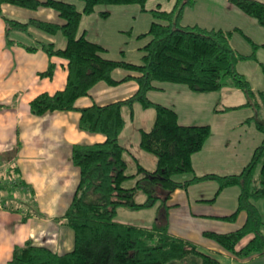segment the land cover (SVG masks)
<instances>
[{
  "label": "trees",
  "instance_id": "trees-1",
  "mask_svg": "<svg viewBox=\"0 0 264 264\" xmlns=\"http://www.w3.org/2000/svg\"><path fill=\"white\" fill-rule=\"evenodd\" d=\"M79 1L83 3L81 11L75 4L61 0H0V6L7 3L30 10L50 8L63 20L61 25L36 19L21 22L8 19L0 12L6 22L7 37L13 31L28 33L32 28L51 37L62 34L66 40L64 48H57L54 43H40L39 46L19 43L29 52L41 49L51 59L58 58L66 64L67 81L63 90L37 96L29 103L30 113L39 117L47 113L78 110L81 114L79 129L90 134H102L106 138L103 143L78 144L72 149L71 160L79 169L80 178L62 220L73 232V249L58 254L49 247L28 241L14 249L8 264H220L216 257L197 244L173 236L168 223V201L172 194L178 189H187L191 184L211 180L219 185L216 196L227 188H239L237 208L224 219L234 221L244 212L246 220L234 232H205L204 236L240 259L263 255L264 118L259 117V112L264 102V90H253L250 82L237 70L239 62L257 59L259 46L252 44V53L242 54L232 46L236 30L182 26L180 21L184 9L193 7L195 0H175L171 11L159 7L150 11L153 22L148 32L139 36L150 40L141 49L139 64L110 60L104 57L105 47L90 41L85 35L79 36L83 16L94 14L100 5H138L146 11L148 0ZM228 1L264 28V3L256 0ZM100 16L107 18L109 13L101 12ZM9 42L14 44L16 41ZM55 69L56 64L51 63L39 76L51 79ZM262 69L264 74V66ZM117 70H124L128 75L116 80L114 72ZM129 80H135L138 89L127 100L106 106L93 104L83 109L76 108V102L87 97L99 83L114 87ZM165 84L181 85L198 94L218 92L232 86L245 95L247 101L243 106L256 112L252 120L263 140L239 174L195 176L192 157L203 149L212 129L209 125H181L174 109L153 103L148 98L151 91L162 90L161 85ZM136 105L155 111L153 126L140 131L139 146L155 157L156 168L148 170L137 162L135 172L130 174L133 164L127 161L128 150L121 145L120 136L126 127L124 109H129L133 118ZM2 108L4 106L0 105V110ZM233 109L236 108L224 111ZM180 176L192 177L180 181ZM132 180L135 183L127 187V182ZM13 186L8 189L2 185L7 190L15 186L26 187L18 178ZM139 193L145 196L142 202L137 200ZM157 203L161 204L158 215L162 214L163 220L158 219L152 227L127 225L115 220L120 208L141 211L152 209ZM32 215L41 216L37 211ZM249 236L252 237L247 243L239 247Z\"/></svg>",
  "mask_w": 264,
  "mask_h": 264
},
{
  "label": "crops",
  "instance_id": "crops-1",
  "mask_svg": "<svg viewBox=\"0 0 264 264\" xmlns=\"http://www.w3.org/2000/svg\"><path fill=\"white\" fill-rule=\"evenodd\" d=\"M256 1L264 3V0ZM7 6L9 5L2 4L0 6V12L6 11L7 8H9ZM158 7L166 11L163 9L161 3L154 9ZM154 9L147 8L146 6V11H142L139 7L136 9V13L139 15H144L145 13L151 14L150 11ZM124 10L127 9H122V11ZM42 13L43 12H40L39 9L38 11L35 10L32 13V18H29V20L36 19L44 22L53 21L50 23L60 25L63 24V20L62 22H58L59 20L54 17H50L46 21L41 20L43 19L41 16ZM188 17L189 19L187 20ZM180 24L182 26H198L207 30H236L235 34H238L244 42L249 43L250 46H252V44L258 45L259 48L257 51L264 50V28L260 26L255 19L245 15L228 0H195L193 7H186L184 9ZM18 32L19 31H13L12 33L16 34ZM30 32L29 30L28 33L32 36V39L26 43H23L25 40H22V37L18 35L13 37V41L17 42H14V44L11 43L6 45L4 39L0 38V51L4 52L6 48L10 47L9 49L12 53V57H17L16 60L14 58L10 59L11 61L8 63L0 61V105L4 106V108L0 110V264H8L12 259L14 249L18 246H23L28 241L38 246L49 247L58 254H64L73 249L74 235L71 234L70 229L62 220V217L73 200L80 178L79 169L74 166L71 160L72 149L74 145H93L103 143L106 139L102 134H90L79 129L81 114L78 110L47 113L39 117L30 113L29 103L33 99L43 93L54 94L57 91L63 90L67 81L66 64L63 60L58 58L51 59L41 49L36 52H44L43 54L45 55L42 54L41 57L40 55L32 54V59H30L29 51L19 43L25 46H39L40 43L55 44V41H50L53 40V38L45 40V38L38 37L37 34H31ZM3 34L2 37H4ZM26 34L27 33H25V35ZM86 34V30L79 29V36H86ZM247 38L251 42H249ZM147 39L148 38H145L144 40ZM144 46L139 48V50ZM232 46L234 49L238 50L235 48L233 42ZM238 51L240 52V50ZM141 58L142 52L140 60ZM242 62L243 61L237 64V70L249 81L247 74L240 69V64ZM51 63L56 64L54 77L51 79L41 78L39 74L45 72ZM260 64L263 63L260 62ZM126 75L128 74L120 73L119 70L114 72V78L116 80H121ZM161 87L162 90L151 91L148 94V98L153 103L174 109L179 116V123L181 125H209L212 129V135L207 140L203 149L192 157L195 176L203 177L210 174L228 176L239 174L250 162L254 150L260 146L263 140V136L256 135L254 143L257 144H255V146L253 145L244 157L240 159L237 157L238 160L236 161H233L234 157L228 152L229 147L226 146V143L230 144L234 140L233 138H235V136L233 133H236L240 127L243 128L244 123H249L255 115L253 112L254 110L252 111L250 107L245 108L247 106H243L247 101L245 95L232 86H226L224 89L228 90V98H224L225 102L221 108L219 107V103H221L223 97L221 94L218 95L219 103H217L216 94L218 93L216 92L194 94L185 87H171L166 84L161 85ZM252 88L255 90L254 87ZM137 89L138 85L135 80H129L114 87L108 86L105 83H99L90 91L87 97L80 98L76 102V108L83 109L93 104L106 106L108 104L124 101L132 97ZM229 108H236L232 111L237 110V112L242 113L238 115V117H231L228 119L218 115H223L224 112H230L224 111ZM123 114L127 124L128 119L132 121L136 120L137 109L136 107L134 108L133 118L130 117L129 109H124ZM216 120H218V122H215ZM137 128L140 140L141 129H146L140 123ZM125 138L126 127L120 136V143L128 150L126 156L127 161L130 164L139 162L146 169L154 170L156 168V159H150L152 168H148L146 165L142 164L138 158L131 153L130 148L122 143ZM231 150L236 154L239 153L234 149ZM232 161L234 162L233 165H240V172H235L232 169L235 167L232 166ZM241 162L242 164H240ZM14 169H17V171L15 172ZM191 177L192 176L187 177L186 180L191 179ZM17 178L24 182L25 188L15 186V189L12 190H7V188L3 189L1 181L4 182L9 179L17 180ZM210 183H216L217 185L213 198H207L206 195H201V198H196L197 200L193 201L190 194L186 197L189 204L187 218L192 221H200L194 218L204 217L205 214H194L191 208L192 202L204 204V202H208L214 198L216 201L220 195L224 194L225 191L230 188L221 192L217 197L216 193L219 185L216 181L211 180L191 184L187 189H178L172 194L168 201L170 210L179 205L181 196L185 197L186 192L189 193L195 186ZM10 188L11 187L8 186V189ZM235 188L238 189L239 196V188ZM21 193L25 195L26 199H30L31 203L32 199L34 200L33 202L37 205L41 216L32 215L31 211L26 212L18 208V205L21 204L20 202H22L23 199L21 198ZM119 210L120 209H118L117 216ZM227 213L230 214L220 217H228L233 214L234 211ZM244 223L245 222L232 231L223 232L211 229L203 233L212 232L227 234L238 230ZM170 233L173 236L197 244L203 251L216 257L220 264H222L221 261L223 259L241 262L255 256H260L255 255L240 259L226 250L220 249L214 242L202 239V237L201 244H199L196 241L190 240L189 237L183 234L181 236L174 231H170ZM251 237L252 236H249L242 241L239 247L245 245Z\"/></svg>",
  "mask_w": 264,
  "mask_h": 264
},
{
  "label": "rangeland",
  "instance_id": "rangeland-1",
  "mask_svg": "<svg viewBox=\"0 0 264 264\" xmlns=\"http://www.w3.org/2000/svg\"><path fill=\"white\" fill-rule=\"evenodd\" d=\"M61 1H65L70 4H75L78 10L80 11L83 9V3L79 0H61ZM159 3L162 4L163 9L169 11L173 7L174 0H148L146 6L147 8L154 9L158 6ZM7 5H9L7 6L9 8H7L6 11L2 12V15L8 19H14L21 22H26L27 20H29V18H32V13L35 11V10L20 8L12 4H7ZM138 8H139L138 5H130V6L100 5L97 7L95 14L83 16L80 24V29L86 30L87 33L86 36L90 40L98 42V44L105 46L107 51L104 54V57L110 60H115V61L125 60V61H129L130 63L139 64L141 62L140 56L142 52L141 50H139V48L144 46L149 40V38L147 40H144L145 38H139V36L140 34H145L149 30L152 22V15L149 13L147 14L145 13L144 15L143 14L139 15L138 13H136L137 11L136 9ZM38 9L40 12L44 13V14L42 13L41 15L43 18L41 20L46 21L48 20V18L54 17L55 19L59 20L58 22H62V19L55 10L46 7H40ZM38 9L36 11H38ZM122 9H127V10L122 11ZM101 12L109 13V16L107 18H102L100 16ZM188 19L189 17L187 18V20ZM5 28H6V22L3 19V17L0 15V38L4 39L6 45L11 44L9 41L13 40V37L16 35L22 37V40H25V42L23 43H26L27 41H30L32 39V36H30L29 33L25 35V33L23 32H18L16 34H13L11 32L10 35L7 37ZM30 31L31 34L32 33L37 34L38 37H43L45 38V40H49V38H53V40L50 41H55V46L57 48H61L65 46L66 40L62 34H57L56 36L50 37L49 35H46L36 29L31 28ZM2 34L4 37H2ZM232 42L235 48L240 50V52H242L243 54L252 53L253 50L252 46H250L249 43L244 42L243 39L238 36V34H235ZM9 48L10 47L6 48L4 52L0 51V61L8 63L11 61L10 59L12 58H14L15 60L17 59V57H12V53L10 52ZM28 53L30 54L29 56L30 59H32V54L40 55L42 57V54L44 52L43 53L28 52ZM256 56L258 60L243 61L240 64V69L247 74V77L252 87H254L256 92H258L264 89V82H263L264 74L262 69L264 65V50L257 51ZM260 62L263 63V65L260 64ZM119 72L126 73L124 70H119ZM166 85L171 87L173 86L184 87L181 85H173V84H166ZM224 88L221 91L216 92L218 93L216 94L217 95L216 102L218 101L217 103H219L218 95L221 94V96L223 97L221 103H219L220 105L219 107L221 108L223 107V103L225 102L224 98H228L227 96L228 90ZM135 107L137 109L136 120L134 121L130 119L127 120L126 138L123 140L122 143L126 144L130 148L131 153H133L134 156H136L142 164L150 168L151 167L150 159L154 160L155 158L154 156L146 153L140 148L138 141L139 136H138L137 126H139L140 123L146 130H149L154 123L155 111L152 108L144 110L139 105H136ZM245 108H249V107H245ZM250 110L253 111L251 107ZM229 111L230 112H224L223 115L222 114H218V115L228 119L231 117H238V115L242 113V112H237V110L236 111L229 110ZM259 117L264 118V102L262 103L261 111L259 112ZM215 122H218V120H216ZM233 134L235 136V138H233L234 140L230 144L226 143V146L229 147L228 152L232 154V157H234L233 161L238 160V158L240 159L244 157V155L248 152V150L252 148L253 145L255 146V144H257L254 143L256 135L262 137V134L256 128L255 121L252 120L249 123H244V127L243 128L240 127L238 131ZM231 149H234L239 153L236 154ZM233 161L231 162V164L232 166L235 167L232 169L235 172H240V167H239L240 165H233L234 164ZM240 164H242V162ZM135 170H136V166L135 164H133L131 169H129V173L132 174L135 172ZM187 177L189 176H180L178 180L185 181ZM1 183L4 186H10L12 188L13 185L16 183V179L5 180L4 182L1 181ZM134 183L135 181L133 180L129 181L127 182L126 186L130 187ZM216 186H217L216 183L201 184L195 186L189 193L186 192L185 197L181 196V201L179 202V205L171 208V210L169 209L168 223H169L170 231H174L177 234H180L181 236L183 234L186 237H189L190 240L196 241L199 244H201L200 242L202 237V239L206 241L214 242L216 245L219 246L220 249L224 250L215 241L205 237L203 232L211 229H215L223 232L232 231L240 227L243 224V222H245L246 215L244 212H241L234 221H228L225 220L224 217H220V216H225L226 214H230L227 212H233L236 210L237 196H238L237 188L233 187L226 190L224 194L220 196L218 195L219 197L217 196L218 199L216 198L217 199L216 201L210 200L208 202H204V204H200V203L197 204L192 202L191 208L193 210V213L205 214V215L204 217L194 218L200 221H192L187 218V211L189 210L188 207L189 204L187 202L186 197L190 194L193 201L197 200L196 198H201V195H206L207 198H213L215 196ZM20 195L21 198L24 199V200L22 199V202H20L21 204L18 205V208L20 210L26 212L27 211L39 212V209L35 204V202H33L34 201L33 199L31 203L30 202L31 200L26 199L24 194L21 193ZM137 200L140 202L145 200L144 194L139 193L137 195ZM159 205L161 204L157 203V205L154 208L141 210V211H132L125 208H120L119 214L118 216H116L115 220L125 223L127 225H133L138 227H152L158 219L163 220L162 214L158 215ZM261 207H263V204L261 205ZM71 234L73 235L72 231ZM221 263L222 264H264V254L260 256H255L249 260L241 261V262L223 259Z\"/></svg>",
  "mask_w": 264,
  "mask_h": 264
}]
</instances>
